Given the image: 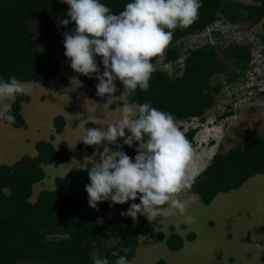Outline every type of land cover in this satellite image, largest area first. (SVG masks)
<instances>
[{"label": "trees", "instance_id": "trees-1", "mask_svg": "<svg viewBox=\"0 0 264 264\" xmlns=\"http://www.w3.org/2000/svg\"><path fill=\"white\" fill-rule=\"evenodd\" d=\"M251 1L252 4L236 0H201L198 19L187 28L177 27L174 30L171 42L163 50L165 60L176 56L173 42L194 29L203 30L205 24L212 23L218 13L226 8L232 10L233 19L244 11L245 18L259 22L264 17V0ZM100 2L118 14L132 0ZM68 7L60 0H0V78L8 80L15 77L23 82L38 83L40 79L52 78L58 73V61L50 59L54 44L50 43L43 51L37 52L36 40L32 38L33 33L27 31L26 25L29 20H39L41 37L52 42L59 36V27L63 25H59L58 21L67 18ZM68 26L75 28L74 22ZM262 29L259 39L264 43V22ZM206 47L190 52L178 77L170 74L168 69L154 68L150 87L147 91L137 89L130 97L131 103L138 105L150 101L153 107L174 114L176 122H188L192 118L202 122L203 110L212 104L213 94L218 90L212 86L211 78L223 73L228 81H233L238 73L243 72L247 61L251 60L250 50L245 45L225 49V61L219 58L213 46ZM64 52L63 47L57 51V56L64 57ZM156 57L152 58V63ZM101 58L97 56L96 61ZM228 63L238 72L230 71ZM79 77L92 88L89 97L98 101L94 81L84 75ZM64 82L60 78V83ZM21 96L27 99L25 95H17L10 104L16 118V123L11 126L15 129L26 125L20 113ZM119 105L122 106L120 102ZM0 121L9 124L2 119ZM50 122L53 133L49 134L48 140L38 139L34 143L35 156L23 158L13 165L0 164V264H93L91 253L94 249L96 254L106 256L109 264H114L116 257L111 253L124 247L132 249L127 253L129 261L134 256L138 236L164 239L170 250L182 246V239L175 233H169L164 238L162 232H151L144 224V216H138L135 222L128 216H125V220L121 218V222L124 220L121 232L112 235L116 242L112 245L102 244V230L112 223L108 217L111 202L99 203L98 210L88 204V194L84 189L90 182L86 169L92 163L56 177L52 190H41L34 201L29 202L32 184L44 176L42 165L65 162L70 157L63 140L57 148L51 144L53 134L61 133L65 119L56 114ZM89 124L85 126L87 129ZM196 131V128H188L183 132L191 144ZM240 137V142L212 155L193 187L185 189L187 193L197 194L200 202L207 205L217 193L239 188L248 177L264 174V136L249 138L240 134ZM121 139L123 151L134 160L136 145H123ZM78 147L90 152L94 149V146L85 144H78ZM135 202L139 203V198ZM131 203L127 202L125 209ZM191 237L190 233L186 235L188 239ZM120 255L125 254L121 252ZM153 264L164 263L156 260Z\"/></svg>", "mask_w": 264, "mask_h": 264}, {"label": "clouds", "instance_id": "clouds-1", "mask_svg": "<svg viewBox=\"0 0 264 264\" xmlns=\"http://www.w3.org/2000/svg\"><path fill=\"white\" fill-rule=\"evenodd\" d=\"M60 2L69 7L67 18L60 19L59 25L75 24L74 29L63 33L64 57L70 59V67L84 76H95L96 95L106 97L104 109L117 102L122 105L119 120L106 127H88L81 139L87 146L103 148L97 153L99 162L86 169L90 182L84 190L89 206L98 210V204L104 201H110V206L132 201L120 215L131 217L134 222L138 216L152 222L158 217L175 215L174 210H178L184 216L182 223H195V217L185 214L187 203L177 198V194L190 190L200 175L193 146L183 133L196 126L188 124L184 128L186 121L177 126L174 114L153 107L150 101L133 106L130 97L137 89L148 90L155 70L152 58L159 54L165 60L163 50L171 42L174 30L187 28L198 19L201 0H132L118 14L100 0ZM203 29L209 32V23ZM54 40L46 41L49 45ZM209 44L204 37L201 45ZM97 56L102 57V72ZM55 60L58 61H52ZM175 73L180 76L178 70ZM55 76L52 78L57 80L63 75ZM63 80L61 84H66L67 78ZM117 80L124 86L119 96L115 95L119 91ZM44 81L46 85L47 79L43 78L38 83L0 78V119L14 125L16 118L7 101L17 95L29 96V85L37 87ZM69 82L74 89L83 87L78 76L69 77ZM19 100L21 104L26 99L21 96ZM119 138H123V145H136L134 160L123 151ZM137 198L139 203L135 202ZM130 251L127 247L113 251L114 264H130L127 259ZM121 252L125 255H120ZM92 262L109 264L108 258L99 254L93 255Z\"/></svg>", "mask_w": 264, "mask_h": 264}, {"label": "rangeland", "instance_id": "rangeland-1", "mask_svg": "<svg viewBox=\"0 0 264 264\" xmlns=\"http://www.w3.org/2000/svg\"><path fill=\"white\" fill-rule=\"evenodd\" d=\"M240 1L250 3L249 0L238 2ZM244 14L245 12L241 11L239 16L233 19L232 10L226 8L219 12L216 19L209 24V32L205 29L202 31L194 29L173 42L172 46L176 50V56L173 59L162 61L163 58L157 55L153 62L154 68H167L172 75H177L175 71L178 70V74L181 75L184 61L190 52L201 47L207 48L201 45L204 37L210 42L209 45L216 49L219 58L224 61L226 60L223 57L224 50L234 44H246L251 49V60L247 61L243 72L238 73L233 81H228L223 73H218L211 78L212 86H216L218 90L213 94L211 106L203 111V121L200 122L194 118L189 123H183L184 128L192 124L190 126H196V130L198 129L194 152L198 156L199 153L196 154V152H201V157L209 156V150L211 154L216 152L218 145H220V151H226L233 144L241 141L240 134L248 135L245 129L258 131L261 127L264 129V43L259 39L263 31L264 17L259 22H252L245 18ZM40 27L39 20H29L26 25L27 31L33 33L32 38L36 40L37 52L43 51L49 43L41 37ZM228 65L230 71L238 72L231 63ZM61 75H63L61 78H67L66 87L70 83V75L66 73ZM43 79H47L48 82L43 86L44 89L51 83H60V79H57L58 83L54 78ZM25 83L29 85V82ZM116 84L119 89L117 96H119L123 92V84L119 80ZM55 91L57 95L53 94L54 98L51 97L49 100L44 98V102L48 105L44 102L40 103L43 96L37 98L32 94L20 104V106L29 107L27 117L31 115L30 118L33 121L39 119L41 131L38 130V139L48 140L49 134L53 133L50 122L53 115L62 116L66 111L69 117V122L65 121L61 133L53 134L51 144L57 148L58 143L63 140L70 151V157L65 162L42 165L44 176L40 181L32 184L31 195L28 197L30 202L34 201L41 190H52L56 177L65 175L72 170L71 168H83V162L78 159L83 151L85 155L88 154L87 152L93 153L87 150L85 152L84 148L78 147V144L84 145L81 139L87 133L85 126L89 123V128L96 126L89 110V103L92 100L89 98L83 100L78 94L66 92V88L56 87ZM63 100H65V106L62 103ZM52 101H56L55 106H52ZM39 103L41 104L39 108L42 110L36 107ZM114 106L119 107V102ZM57 107H61V113L57 111ZM182 122H176L177 126ZM31 139L36 140V137L33 136ZM76 140L78 141L75 142ZM118 143L122 144L121 138L118 139ZM15 146L14 142L12 145L5 143L6 151L2 152L0 164L12 165L23 158H30L27 155L34 149V146L29 143L27 145L29 152L21 154ZM102 150L98 149L94 152L96 156L92 157L93 161L90 160L87 163H97L99 161L97 153ZM13 153L19 157L13 158ZM256 175L260 174L251 176L253 178L247 180L248 182L245 181L244 187L240 190L217 193L207 205L202 204L197 195L188 194L185 190L177 194V198L187 203L185 214L196 218L195 223H185L187 232L194 233V239L186 241L188 243L186 248L184 244L179 250L172 251L166 247L164 239L138 236L135 239L134 256L129 260L130 264H153L156 260H162L164 264H264V177H254ZM126 204H115L108 209V217L112 223L102 230V244L112 245L116 242V238L112 235L120 233L123 228L125 216L122 217L120 213L126 210ZM174 211L175 215L158 217L152 222L144 217V224L151 232H162L165 237L169 233L176 234L184 216L178 210ZM121 218L124 219L122 222ZM170 225H174L172 230L168 229ZM94 254H96L95 249L91 255Z\"/></svg>", "mask_w": 264, "mask_h": 264}, {"label": "crops", "instance_id": "crops-1", "mask_svg": "<svg viewBox=\"0 0 264 264\" xmlns=\"http://www.w3.org/2000/svg\"><path fill=\"white\" fill-rule=\"evenodd\" d=\"M239 1V0H238ZM250 3H244V2H241V3H244V4H252L253 2L251 0H249ZM71 30V27L69 26H62L60 29H59V32H60V36L54 40V51L51 52V55H50V59L51 60H54V59H58V63H59V69H58V73L59 75H61L62 73H66L68 75H70V77L72 76H80L82 74H79V73H76L71 67H70V59L67 58V57H62V58H58L57 56V51L63 47V31H69ZM98 63V66L101 70V72L103 71V64H102V58L99 59L97 61ZM87 77V76H86ZM87 78H91L93 81H94V84H97L98 81L95 79V76L93 75L92 77H87ZM56 80V78H54ZM80 79V77H79ZM50 80H53V79H50ZM81 80V79H80ZM83 81V80H81ZM46 81L40 83L37 87H32L31 85H29L31 91L29 94H32L33 96H37V98L39 96H43L46 100H49L51 97L54 98V95H57L56 94V87L58 89H65L66 88V92H71V93H74V94H78L80 98H82L83 100H85V98H89V94L90 92H92V88L90 86H88L85 81H83V87H80V88H73L70 83L67 84V86L65 87V84H61V83H58L57 80L56 83H51L48 85V87H45V89L43 88V85ZM117 93H115V95H117ZM44 98L43 100L40 102H44ZM15 97L11 100H8L7 102L9 104H11L13 101H14ZM92 100V99H91ZM93 101V100H92ZM90 101L89 105V110H90V114L93 116V120H94V123L96 124V128H99L101 126H105L109 123H112V122H115L117 120L120 119L121 117V106L119 107H116L114 106L113 108L110 107V108H107V109H104L102 107V105L106 102V97H99V100L98 101ZM38 104L36 107L38 110H42L40 109L39 107H41L40 105L41 104ZM45 103V102H44ZM63 105L65 106V100H63ZM46 105H48L47 103H45ZM52 106H55L56 105V101L53 102L52 101ZM114 105V104H113ZM61 107H57V111L59 113H61ZM20 111L21 113L23 114L22 117H24V121H25V127H19L17 129L13 128V126L7 124V123H4V122H0V157L2 156V152H5L6 151V147H5V143H9L10 145H12V142H14L16 144L15 147L17 151H19V153L21 154H26L28 153L29 151L27 150V145L30 143L31 145H34V143L37 141V139L39 138L38 137V130L41 131V123H39V119H37V121H33V120H30V119H26L25 118V114H27L29 112V107L28 106H24L22 108H20ZM42 114V113H41ZM40 114V116H41ZM88 114V112H87ZM62 117L69 122V117L66 115V111L62 114ZM68 118V120H67ZM245 131L247 132L249 138H252V137H263L264 136V129L261 127L260 131L258 130H254V129H245ZM197 134H198V129L195 133V136H194V139H193V148H195V143H196V140H197ZM34 136V138L36 137V140H32L31 138ZM78 140H76L75 142H77ZM103 143H107V142H103ZM202 143V142H201ZM235 145V144H233ZM201 146V144H200ZM220 145L217 146V150L216 152L219 151V147ZM76 148V147H75ZM101 150L103 149L102 147H97V146H94V150H93V153H89L85 150V152H87L88 154L85 155L84 154V151L81 153V155L78 157V159L83 162V167L84 165L87 163V162H90V160L92 161V157L96 156L94 154V152H96L97 150ZM221 150V148H220ZM216 152H213L211 154V150H209V156H204V157H201L200 156V153L201 152H196L199 153V156L198 155H195L196 157V165L198 167H202L200 170V172L203 170V168L208 164V162L210 161L212 155ZM222 152V151H221ZM36 155V151L33 149V151L28 154L27 156L28 157H33ZM12 157L14 158H18L19 155L15 156V154L13 153L12 154ZM99 158V155L97 156ZM95 157V159L97 158ZM89 160V161H88ZM99 162V161H98ZM14 164V163H13ZM12 164V165H13ZM71 169H75V168H71ZM80 169V168H79ZM251 177V176H250ZM254 177H264V174H260V175H256ZM249 178V177H248ZM246 179L245 181L247 180H250L252 179L253 177L249 178V179ZM244 181V182H245ZM244 182L243 184L239 187V188H236L238 190H240L242 187H244ZM248 182V181H247ZM232 190H235V189H232ZM186 191V190H185ZM230 191V190H229ZM228 192V191H227ZM190 194V193H188ZM197 195V194H195ZM198 197V195H197ZM199 199V197H198ZM200 201V200H199ZM203 204V203H202ZM206 205V204H204ZM180 223L182 224L181 227L176 231V234L182 239L183 243L182 245L185 244V248L186 246L188 245V243H186V241H191L194 239V233L191 232V231H188L187 232V227H186V224L185 223H182L180 221ZM171 226L174 227V225H170L168 227L169 230H171ZM192 234V237L191 238H186V235L187 234ZM182 247V246H181ZM180 247V248H181ZM179 248V249H180ZM179 249H175L173 251H177Z\"/></svg>", "mask_w": 264, "mask_h": 264}, {"label": "bare ground", "instance_id": "bare-ground-1", "mask_svg": "<svg viewBox=\"0 0 264 264\" xmlns=\"http://www.w3.org/2000/svg\"><path fill=\"white\" fill-rule=\"evenodd\" d=\"M211 24V23H210ZM204 30V29H203ZM202 31V30H201ZM234 45H245V46H247L248 48H249V46L248 45H246V44H234ZM249 50H250V55H251V49L249 48ZM93 161V160H92ZM91 161V162H92Z\"/></svg>", "mask_w": 264, "mask_h": 264}]
</instances>
